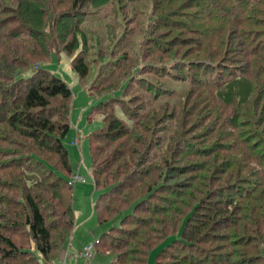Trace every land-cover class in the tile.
Returning <instances> with one entry per match:
<instances>
[{"label":"trees","instance_id":"16d2710c","mask_svg":"<svg viewBox=\"0 0 264 264\" xmlns=\"http://www.w3.org/2000/svg\"><path fill=\"white\" fill-rule=\"evenodd\" d=\"M181 1L0 0V264H56L59 247L67 245L66 231L75 227V169L65 142L72 127L74 95L61 76L43 67L62 52L73 56L72 69L98 100L92 113L103 114L104 126L88 137L92 176L100 193L95 205L99 223L111 224L97 247L104 245L112 254V264H146L160 237H169V243L159 251L155 264H264V198L248 193L264 183L260 178L264 175V0H187L182 14L198 7L204 20L199 11L186 13V21L179 22L174 7ZM131 9L152 19L149 26L155 42L149 38L160 58L170 62V67L157 62L165 71L161 87L141 77L144 54L135 38L148 27L139 21L127 31L131 28L120 19L121 12ZM71 15L74 23L68 26L62 20ZM90 23L99 27L93 29L95 34L88 28ZM168 27L167 34L178 28L200 35L203 40L195 44L203 58L194 62L176 56L174 40L163 39ZM187 64L197 65L194 76L185 72ZM216 67L228 70L229 76L216 74ZM190 87L192 91L185 94ZM199 87L205 90L198 91ZM207 89L215 90L214 95ZM156 94L166 99L158 101L154 111ZM190 94L198 96V105L187 107L185 101L181 108L180 95ZM213 99L234 112L231 117L239 138L236 147L225 149L239 157L230 159L220 172L227 178L220 177L224 182L207 196L197 190L202 198L195 194L196 204L181 214L174 233L160 228V235L154 236L152 214L165 212L169 201L164 194L177 196L175 190L184 188L181 177L186 173L172 168L171 157L166 156L162 161L167 168L160 170L159 182L154 181V121L173 124L175 120L176 126L178 121L182 126L166 154L184 160L200 156L202 150L187 137L188 129L202 119V106L213 109ZM225 122L230 127L228 118ZM233 135L227 133L222 139ZM248 183L252 186L243 188ZM231 192L235 196L230 198ZM50 217L55 219L49 222ZM57 217L62 220L56 221ZM229 226L240 232H221ZM55 227L63 229L56 241Z\"/></svg>","mask_w":264,"mask_h":264},{"label":"rangeland","instance_id":"374dc122","mask_svg":"<svg viewBox=\"0 0 264 264\" xmlns=\"http://www.w3.org/2000/svg\"><path fill=\"white\" fill-rule=\"evenodd\" d=\"M189 1L182 0L180 4H176L177 7H174V9H178L176 12L177 17H181L179 20L176 21H186L184 18L186 13L189 14H198L200 11V16L203 18V12L198 7L189 8L185 11V14H182L181 8L184 5H187ZM150 12V9L148 8L147 14ZM146 12H143L142 15L139 13H135L133 9H131L129 12H121V18L124 21V24L127 26V29L131 28L130 30H127L130 32L134 26L137 25L139 21H144L146 24L148 31H145V33L141 32V36H136V47L140 49V52L144 54V57L141 60V63H144V66H142V72L141 77H146L147 79H150L153 81L154 86L161 87L162 81H163V71L160 69L162 67L161 64L157 63H165L167 62L166 59L160 58V54H157V51L155 47H153L154 43V32L153 29L151 30V26L153 21L152 19H148ZM191 16V15H190ZM75 17L71 15V17H67L63 19L62 21L68 23V26L73 25ZM110 19V17L108 18ZM183 19V20H182ZM70 22V24H69ZM161 23L165 22V20L160 21ZM200 22V21H199ZM88 23V22H85ZM85 23L83 25H85ZM183 23V22H181ZM98 26L95 23L88 24V28L90 29V32L95 34L94 28H97ZM170 27V26H169ZM168 28H165L166 35L164 36V41H171L174 40V49H178V56L179 58H189L192 59L194 62L198 61L199 59H202L203 52H198L196 47V42L199 40H203L200 35L192 34V33H186L182 29L176 28V30L169 32L167 34ZM99 29V27H98ZM150 31V33H148ZM92 36V34H90ZM153 40H151L150 38ZM149 38V39H148ZM157 42H159L158 37H156ZM178 38V39H177ZM91 42V41H90ZM155 42V41H154ZM163 43V42H161ZM160 44V42H159ZM134 46V44H133ZM158 47V44H156ZM114 47V44L112 45V48ZM129 47L125 50H128ZM153 52L149 55H146L147 53ZM204 56V55H203ZM73 56L68 55L65 52H62L61 54H57L53 56V58L50 60H47L43 67L50 69L54 73L61 76L71 87L73 91V102H72V109H71V130L68 136L65 139L66 146L68 147L71 162L75 169V177H74V190H73V205L75 210V227L74 230L68 229L66 231V234H68L67 239V245H69L70 241L73 242V248L75 251L74 258L71 260L66 259V262H63L64 264H112L113 257L110 252H107L104 248V245L97 247L96 253L92 259H86L85 257L81 256L79 253V256L77 252L81 251L83 247L85 246V243H96L97 240L101 237V235L109 230V227L111 224H100L98 219V214L96 211V202L99 197V191L95 188V183L92 176V156H91V148H90V141H89V134L101 129L104 126V119L103 114L101 113H92V108L98 100L95 98L94 95H92L87 86H84L83 83L79 80L78 75L71 67V61ZM139 63V61L137 62ZM135 62V65L137 64ZM150 64V66H148ZM168 67H170V62H167ZM134 65V66H135ZM189 68H186L185 72L191 73L193 76L196 74L195 72L197 70V65L194 64L186 65ZM233 66V64H232ZM234 67V66H233ZM217 70H215L216 74H222L224 73L225 77H228L230 72L226 69L218 70V67H216ZM154 71V75H151L150 72ZM178 76V74H176ZM178 78V77H175ZM182 78V77H181ZM197 78V76H195ZM178 80V79H176ZM174 80V81H176ZM175 83L180 84L178 81ZM138 85H145V83H139ZM137 85V86H138ZM194 85V84H193ZM134 86V87H137ZM146 86V85H145ZM138 89V87L136 88ZM159 90V89H158ZM205 90L202 87L198 88V91ZM209 90V93L213 96L215 90L213 89H207ZM206 90V91H207ZM192 91V87L186 88L185 94L187 92L189 93ZM177 95V94H176ZM194 95V92H193ZM157 94L154 95V111L156 107L159 106L158 101H163L166 98L159 99L157 98ZM182 99V105L179 104V97L177 100V103L182 108L185 104V101L187 103V107H194L198 105L195 103L198 99L192 98V95H180ZM214 100V99H213ZM216 103V105H214ZM56 104V102L54 103ZM138 104V102H137ZM213 109H205L203 106L200 108L202 112V119L198 120L196 124L190 126L188 129V135L187 137L190 138V140L193 142V144L196 146L197 149L202 150V154L200 156H193L190 158H187L184 160L183 156H178L173 154L172 152L166 154V149L168 146H170L172 140H174L177 134L176 130L181 129V124L178 121V125L176 126L175 120L173 121V124L170 123V120L165 121L164 123H158L155 124L154 121V181L157 179L159 182V175L160 170H165L167 168L165 162L162 161L164 157H171L170 162L171 167H178L179 169H185L186 173L184 176L181 177V181L184 184V188L175 190L178 192V195L175 196L174 194H169L168 192L164 194V197L168 199L169 203L165 204L166 208L163 210L165 211L162 215L158 214H152V217H154V236L160 235L157 229L164 228L166 230L167 234H172L175 232V230L179 227L180 221L182 220V215L185 214L187 211L189 212L193 205L196 204V195L197 190H202L204 195L207 196L210 191L214 189V187H217L218 184L224 181H219V178L224 180L227 178V174H221L223 169L226 168V164L230 161L231 158L237 159L239 157L235 152L234 154L231 153V150L236 147V140H238L239 136L237 137V133L234 132L235 129V120L231 117V115L234 113L232 109H225V105L221 102H218V100H214ZM136 105V104H135ZM139 105V104H138ZM244 105V104H243ZM244 109L247 107L243 106ZM149 109V108H147ZM179 109V107H178ZM194 108H192L193 110ZM200 111L199 109L197 112ZM222 111L223 115L220 118L219 114ZM178 113H176L177 116ZM196 115H198L196 113ZM194 116L196 118L197 116ZM239 115V114H238ZM179 116V115H178ZM91 117V118H90ZM161 117V116H160ZM225 119H224V118ZM192 118V119H194ZM228 118V123L230 124L228 128L227 123L225 120ZM246 119V118H245ZM244 118L242 120H245ZM224 120V121H223ZM145 121V120H144ZM200 123V124H197ZM177 128V129H176ZM247 126L244 128V131L247 130ZM227 133L234 134L233 138H226L225 140L222 139V135H225ZM231 136V135H230ZM234 143V144H233ZM225 148L231 149L230 151L226 150ZM184 154V153H183ZM184 160V161H183ZM51 162L55 163L54 159H51ZM199 163V164H197ZM217 163V167H213L212 165ZM196 164V165H194ZM201 165V166H199ZM201 167L198 169L197 167ZM230 166H234V163H231ZM254 166V165H253ZM170 167V169H171ZM208 167V171L204 170V168ZM236 168V167H234ZM231 168L227 169V172H229ZM247 175V174H246ZM248 176V175H247ZM264 175H260V178L264 180ZM225 177V178H224ZM249 177V176H248ZM212 182V183H211ZM215 185V186H214ZM243 188H248L249 186H252V184L248 183L245 184ZM216 189V188H215ZM170 191V190H169ZM245 193L247 192L246 189L244 190ZM254 191V192H253ZM253 192V193H251ZM248 193H251L249 197H255L257 199L264 198V183L262 182L259 184L256 188L250 189ZM231 197L235 196L234 192L230 193ZM201 194H198V197L202 198ZM222 198H220L221 200ZM248 199V198H247ZM225 200V199H224ZM227 200V199H226ZM243 200V199H242ZM238 201V200H237ZM161 201V205H162ZM172 204V206H171ZM207 200L204 203V208L207 209L209 207ZM236 203L232 205L234 208ZM175 207L176 212L169 211L171 207ZM203 208V209H204ZM239 208V207H238ZM168 209V211H166ZM236 209V208H235ZM240 213V212H239ZM242 213V212H241ZM240 213V214H241ZM55 218H48L49 222H52ZM62 218L57 217L56 221H61ZM244 224H241V227L244 228ZM230 228L228 230L221 229V232L226 233L229 231V233L232 231L236 235V232L239 233L240 229ZM209 229V228H208ZM53 231V237L54 241L57 240V233H61L63 231L62 228H52ZM162 234L165 232L161 231ZM233 235V234H232ZM169 237H166L162 239L161 237L157 239L156 244L150 249L148 260L146 264H155L157 255L160 250L163 249V247L169 243ZM239 243V242H238ZM236 242V247L239 249H242L241 244H238ZM67 245L62 249L59 247L57 251V257L59 256L57 263H59L60 258L62 257V254L64 250L66 249ZM83 247L81 248V246ZM234 245V246H235ZM56 252V250H55ZM172 259V258H171ZM169 260L173 262H176L177 260ZM164 261H168V259H165Z\"/></svg>","mask_w":264,"mask_h":264},{"label":"built area","instance_id":"2783aa9c","mask_svg":"<svg viewBox=\"0 0 264 264\" xmlns=\"http://www.w3.org/2000/svg\"><path fill=\"white\" fill-rule=\"evenodd\" d=\"M97 250V242L96 243H88L83 249L80 251V255L85 257L86 259H92ZM57 264H64L63 262H59Z\"/></svg>","mask_w":264,"mask_h":264},{"label":"crops","instance_id":"0c3cea01","mask_svg":"<svg viewBox=\"0 0 264 264\" xmlns=\"http://www.w3.org/2000/svg\"><path fill=\"white\" fill-rule=\"evenodd\" d=\"M87 243H85L86 245ZM73 242L70 241L69 245H67L66 249L64 250L63 254H62V257L60 258V262H66V259L68 260H71L74 258V252L77 251V250H74L73 248ZM83 247V245L81 246V248ZM79 251L77 252L78 256H79Z\"/></svg>","mask_w":264,"mask_h":264}]
</instances>
